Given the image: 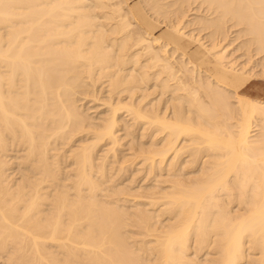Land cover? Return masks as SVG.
I'll list each match as a JSON object with an SVG mask.
<instances>
[{"label":"bare ground","instance_id":"obj_1","mask_svg":"<svg viewBox=\"0 0 264 264\" xmlns=\"http://www.w3.org/2000/svg\"><path fill=\"white\" fill-rule=\"evenodd\" d=\"M163 1L0 0V264H264V97L246 91L264 79V0H176L169 22ZM190 1L216 14L195 23L209 44L183 31ZM140 9L204 53L156 35ZM228 21L260 63H239L223 44ZM100 81L104 102L88 94ZM85 93L106 106L98 124L79 103ZM122 93L129 100L115 101ZM124 111L127 136L148 132L141 161L156 181L134 192L109 185L110 162L131 160L117 155ZM79 134L90 140L68 150L65 182L56 146ZM12 147L24 151L19 181Z\"/></svg>","mask_w":264,"mask_h":264},{"label":"rangeland","instance_id":"obj_2","mask_svg":"<svg viewBox=\"0 0 264 264\" xmlns=\"http://www.w3.org/2000/svg\"><path fill=\"white\" fill-rule=\"evenodd\" d=\"M137 1H139V0H131V5H133L134 3H136ZM162 1V0H161ZM169 1V2H168ZM176 0H164L163 1V3H167V4H165V6H166V8L167 9H169V10H167V11H169L167 14H166V16H163V17H161V19H163L164 18V20H167V22H169V21H171V18H172V20L173 21H176V14L175 13H173V10L178 6L177 4H174V2H175ZM193 1H190V2H186L187 3V7H188V10L190 9L191 10V12L192 13H190L189 11V16H188V18H187V20H186V23L184 24V28H183V31H187V34L188 33H190L192 30H193V32H191V33H194V34H197V35H199V30H200V35L201 36H203L204 37V41H206L207 43L206 44H209V43H211V40H210V37H209V32L208 31H210L209 29H207L206 31L205 30H201L200 29V25L198 26V24H195L196 22H198V20L200 19V18H203V19H207V17H209V19H211V18H213V16L215 17V15L216 14H214V13H212V11H209V9L206 7V6H204V9H205V13H204V11H203V8H201V7H199L200 5L197 3V2H194V6L197 8H194V6H193V3H192ZM186 3H184L183 4V9L184 10H186L187 9V7L185 8V4ZM190 3V4H189ZM169 4H173V6L171 5L170 7H167ZM192 4V5H191ZM191 6L193 7L192 9H191ZM199 7V9L201 10V14H200V12H198L199 11V9H198V7ZM203 7V6H202ZM171 8H172V10H171ZM195 9L197 10V12H195ZM141 10V13H142V17H143V20L140 18V15H139V18H140V20L142 21V23L144 24V23H148V15H146L145 13H144V11L142 10V9H140ZM172 11V14H171V11ZM194 11V12H193ZM208 11V12H207ZM212 13V16H211V14L210 13ZM194 13H196V14H194ZM199 14L201 15V16H199ZM170 15V16H169ZM172 15H174V17L172 16ZM193 15V16H192ZM207 17H206V16ZM146 16H147V18H146ZM199 16V17H198ZM165 17H167V18H165ZM174 18V19H173ZM190 18V19H189ZM197 18H198V20H197ZM146 19H147V21H146ZM189 20V21H188ZM193 20V22H191ZM134 21V20H133ZM229 22L230 23H232L231 21H228L227 22V25H228V27L230 26V24H229ZM188 24H189V26H188ZM145 25V24H144ZM191 25V26H190ZM193 25H194V27H193ZM156 26H158L155 30H154V33L156 34V35H158V34H160L161 32H163V31H165V30H168L169 28L167 27V25L166 24H162V23H159V22H156ZM191 27V28H190ZM193 27V28H192ZM199 27V28H198ZM232 27V26H231ZM231 27H229L228 29H229V35H228V37L231 35V33H230V31L232 30H230V28ZM240 26H238V28H239ZM195 28V29H194ZM236 28H237V26H236ZM235 27H234V30H232L231 32H232V36H230V38H228L227 37V39H228V41L227 42H225V41H223V44L224 45H226V43H227V46L228 47H230V46H232L231 48H229V51H230V49H232L230 52L231 53H233L234 54V56L238 59V61H239V63H244L243 61H247V60H250L251 61V63H252V61H253V59L255 58V61H253V63H255L256 62V58H257V63H260L261 61V58H262V53L264 54V52H262V53H258L256 50H255V48H254V46H250V47H246L245 46V41H243V40H245L246 38H247V36L244 34V32H242L241 33V28H240V30L238 29V31H237V29H236ZM194 30H195V32H194ZM236 31V32H235ZM206 32H207V34H208V36H206L207 34H206ZM235 32V33H234ZM241 33V34H240ZM179 33L177 32V34H175V33H173L172 31H168L167 32V36L170 38V36H176L177 37V39L178 40H180V38L179 37H182V36H180V35H178ZM245 36V38H244V36ZM179 36V37H178ZM236 36V37H235ZM239 36H242V38L241 37H239ZM205 37H206V40H205ZM232 37L234 38L233 40L234 41H231L232 40ZM209 38V39H208ZM237 38H239V40L237 39ZM184 39V38H183ZM226 39V40H227ZM209 40H210V42H209ZM232 42V44H231V42ZM225 42V43H224ZM230 44H229V43ZM244 42V43H243ZM237 43H239V45L237 44ZM241 43V44H240ZM241 45L243 46V47H241ZM234 47H236V48H238L237 50L239 51V52H237V50H236V48H234ZM191 50H193L194 48H198V50H199V52L197 53V56L195 57V59H197L201 54H203L204 53V49H202V45H201V47H200V44L198 43V42H196V43H194V45L192 44L191 45ZM251 48V49H250ZM253 48V49H252ZM235 50H236V52H237V54L239 55L238 57H237V54H235ZM241 50H242V52H241ZM252 51V53H250ZM257 52V53H256ZM190 53V52H189ZM191 55H195V52H194V50L190 53ZM248 54H249V56H248ZM253 54H255V55H253ZM245 55V56H244ZM260 55V56H259ZM252 56V58H249V57H251ZM256 56V57H255ZM258 56V57H257ZM246 60H245V59ZM263 58H264V56H263ZM262 58V61L264 60ZM243 59V60H242ZM242 61V62H241ZM264 62V61H263ZM260 67L258 66V69H259ZM104 81H100V83L98 84H96V88L94 87V88H92L93 86H91V87H89V88H91L92 89V91H90L89 90V92H88V94H91L92 95V92H94L93 90H95L96 92H97V96H99V99H101V100H99V101H105V99H108V97H109V95H110V88H109V84H108V82L107 81H105V83H103ZM151 82V84L149 85L148 84V87L150 86V88H147V90H145V92H147V93H151V94H153L152 95V97H150L151 96V94L149 95V99H154V97H156V95H159V89L158 88H155L154 86H153V84L152 83H154V81H150ZM261 82H263V83H261ZM252 83H254V84H252ZM107 84H108V86H107ZM251 84V85H250ZM257 84V85H256ZM152 85V86H151ZM250 85V86H249ZM249 86V87H248ZM248 86H247V88H246V91H247V93L248 94H250V95H252V96H255V97H258V98H262V97H264V79H260V80H253V81H251L249 84H248ZM98 87V88H97ZM101 87H103L102 89H101ZM88 88V89H89ZM152 88H155L154 90L152 89ZM87 89V90H88ZM98 89V90H97ZM151 89V90H150ZM105 90V91H104ZM150 90V91H149ZM100 93V94H99ZM155 93V94H154ZM142 94V92H139V95H137L138 97L140 96ZM86 95V93L85 94H83V95H80L79 96V98H81V100H80V102L79 103H82L81 104V107L83 106V108L84 109H87V110H85L84 112H87V116H89V118H88V121H92V123H95V124H98V122H100V120L102 119V117H104L107 113L106 112H108L107 111V109H106V106L103 104V102H99L98 100L96 101V100H94L92 97L93 96H89V95H87V97L85 96ZM122 95V96H121ZM127 95V94H126ZM124 93H122V94H120V95H117V94H115L114 95V99H115V101H118L120 98H122L124 101H128L129 100V97L128 96H126ZM82 96V97H81ZM84 96V97H83ZM124 97V98H123ZM158 98L160 97V95L159 96H157ZM157 97L155 98V99H157ZM165 97H167V96H165ZM85 98V99H84ZM90 98H92V99H90ZM127 98V99H126ZM83 99V100H82ZM87 99H89V100H87ZM140 98H138V100H139ZM149 99H147V100H149ZM262 99H264V98H262ZM85 100V101H84ZM147 100H146V102H147ZM94 101H96L95 103H94ZM93 102V103H92ZM91 104H92V106H91ZM100 104V105H99ZM99 105V106H98ZM98 106V107H97ZM99 107H102V108H99ZM97 108V109H96ZM84 109H82V110H84ZM94 109H95V112H94ZM126 113V114H125ZM89 114V115H88ZM120 115V118L122 119L121 120V125L123 126H120V128H119V130L120 129H122V130H120V131H118V134L120 135V137H121V141H120V144L121 143H123V146H122V144L121 145H119L120 147H118V149L119 150H117L118 151V153H117V155L118 154H120L119 155V158L121 157V161L122 160H127L128 158H131V160L129 161V159H128V161H125L126 163H127V166H126V164H125V162H121V164L120 165H125V169L123 170V169H121L120 170V168H119V164H117V163H113V162H110V164H109V166H108V168H109V170H108V172L110 173H108V176H110V178H111V183L109 182V185L111 186H117V187H119V188H132L131 189V191L132 192H134V191H138V190H141V188L143 189L144 187L145 188H148V186L147 185H149V187L151 188V187H153L154 186V184H156V181H155V177H154V175L152 174V173H150L149 172V168L147 169L148 170V172H147V170H146V166L144 165V164H142V161L141 160H143V158H142V156H141V154L143 153L142 151L143 150H148V149H150L149 147H150V138L148 139V132H146V131H143V129L142 128H140V125H139V130H138V128L136 127V129H135V127H134V129L132 130V128H131V130L132 131H134V132H136V133H134L133 135L134 136H136V137H133L132 135L130 136H127L128 135V133H127V130L124 128V125L125 124H127V122H128V124H129V122H131L132 120H130L129 118H130V116L128 115V113L127 112H122L121 114H119ZM124 115V116H123ZM128 115V116H127ZM100 116V117H99ZM91 117V118H90ZM95 117V118H94ZM98 117V118H97ZM125 117V118H124ZM99 119V120H98ZM93 120H94V122H93ZM96 120H98V121H96ZM128 120V121H127ZM125 121H127L126 123H125ZM89 122V123H90ZM141 130V131H140ZM124 131H126V132H124ZM138 132V133H137ZM144 132V133H143ZM145 134V135H144ZM83 136H84V138H83ZM83 136H81V134H79V136H77L76 137V139L75 140H72V142L69 144V143H67L66 145L65 144H62L61 142H59V143H61V145L58 143V145L56 146L57 148H59V149H57V150H59V151H57V154H59V153H63L64 152V154H62L61 156H60V161H61V169H62V174H61V178L65 181V182H68V180H66V175L68 174V170H69V173H71V170H72V164L70 165V163H71V158H70V153H71V150H72V148H75L76 146H78V144H80L81 142H83V141H86V139L88 140L89 138L88 137H90L89 136V134L88 135H86V134H83ZM123 136H124V138H123ZM142 137V138H141ZM143 137H144V139H143ZM127 138V139H126ZM139 138V139H138ZM148 139V140H146V139ZM78 139V140H77ZM77 140V141H76ZM90 140V139H89ZM123 140V141H122ZM76 141V142H75ZM124 141H125V143H124ZM147 141V142H146ZM131 143L133 144V146H134V148H133V146L131 145ZM71 144H73L72 146H71ZM125 144V145H124ZM74 145H75V147H74ZM137 145V146H136ZM67 146V147H66ZM131 146V147H130ZM147 146H148V149H147ZM60 147L62 148L63 147V149H60ZM101 147V146H100ZM107 146L105 145V147L104 146H102V148L101 149H99V151H98V154H97V156L98 157H100V154H103V150L106 148ZM125 147V148H124ZM137 147H138V149H137ZM66 148H67V150H66ZM20 149V148H19ZM71 149V150H70ZM136 149H137V151H136ZM14 148L12 147V149L11 150H9L8 151V153H6V155L7 156H5L6 157V159L8 160L9 158H10V160H9V162L11 163V168L9 169L10 170V173H12V171H14L12 174H11V178L12 179H16L17 178V180L19 181L20 180V178H21V173H22V171H23V169H24V166H22L21 167V165L19 164V162L20 161H22V159H20V157L22 156V154H24V151L23 150H18V148H16L14 151ZM62 150V151H61ZM70 151V153H68L69 151ZM135 152H134V151ZM12 151V152H11ZM20 151V152H19ZM66 151V152H65ZM103 151V152H102ZM137 152V153H136ZM56 153V152H55ZM67 153V154H66ZM129 153V154H128ZM124 154V155H123ZM139 155L138 156V158L140 159H137V156L136 155ZM60 155V154H59ZM19 158H18V157ZM62 156H64L63 157V159H61L62 158ZM13 157H14V159H13ZM16 157V158H15ZM55 157H58V156H54L53 158H55ZM65 157H66V160H64L65 159ZM125 157V158H124ZM135 158V161H136V159H137V161L138 162H133L132 164L133 165H131V164H129V162H132L133 160H132V158ZM15 160V161H14ZM66 161V162H65ZM68 162H69V164H68ZM117 164V166L115 167V165ZM136 164V166H134ZM65 165V166H64ZM112 165H114V167H112ZM128 165H129V167H128ZM144 167H143V166ZM14 168H13V167ZM17 166V168L15 169V167ZM138 166H139V170H138ZM142 167V169H140L141 167ZM63 167H64V169H63ZM13 168V169H12ZM19 168L21 169V171L19 170ZM112 170H111V169ZM113 168H115V169H113ZM126 168H127V171H126ZM145 168V169H144ZM19 170V171H18ZM64 170H65V172H64ZM117 170V171H116ZM137 170H138V172H137ZM111 171V172H110ZM135 171V172H134ZM123 172H125V173H123ZM140 172H142V173H140ZM132 173V174H131ZM136 173H138V175H136ZM140 173V174H139ZM19 174V175H18ZM148 174L149 175H151L153 178H151L150 176H148ZM17 175V176H16ZM119 175H121V176H119ZM127 175L129 176V177H127ZM15 176V177H14ZM136 176V177H135ZM142 176H143V178H142ZM115 177V178H114ZM149 177L151 178L150 180H149ZM117 178V179H116ZM124 178V179H123ZM146 179V181H145V179ZM113 179L114 180H116V182L114 181L113 182ZM130 179V180H129ZM153 179H154V181H153ZM160 179H162V178H160ZM17 180H14V181H17ZM127 180H128V182H127ZM134 180H135V182H134ZM126 181V182H125ZM119 182V183H118ZM143 183H144V186H143ZM124 184V185H123ZM130 186H129V185ZM137 184V185H136ZM143 187H142V186ZM161 185H163V184H161ZM165 185V184H164ZM137 187V188H136ZM106 188V187H105ZM106 191V190H105ZM131 197V198H130ZM134 198L132 197V196H129L128 197V200H130L129 202H127V205H126V202H123L122 204L124 205V207L125 208H127L128 207V205H131V206H129L127 209L128 210H133L134 209V207H133V203L135 204V202H137V201H135V200H133ZM129 203V204H128ZM127 206V207H126ZM130 235H131V233H129ZM137 234H135L133 237H136V238H138L137 236H136ZM140 238V237H139ZM203 257L204 256H202L201 258L203 259ZM2 261V259H0V263H2L1 262Z\"/></svg>","mask_w":264,"mask_h":264},{"label":"crops","instance_id":"obj_3","mask_svg":"<svg viewBox=\"0 0 264 264\" xmlns=\"http://www.w3.org/2000/svg\"><path fill=\"white\" fill-rule=\"evenodd\" d=\"M146 18H147V16H146ZM149 21H148V23H144L145 25H151V30H152V32H154V30L158 27V26H156V23H154L152 20H150V18L148 17L147 18ZM147 19H146V21H147ZM143 20V19H142ZM169 30H165V31H163V32H161L160 34H158V35H161L162 37H164L166 40H169V41H171L172 43H174V44H177V45H179V46H181V47H183L187 52L189 51V52H192L191 51V48H190V46H188L185 42H184V39H183V37H179L180 38V40H178L177 42H175V41H173V40H171L168 36H167V32H168ZM261 83H263V82H261ZM252 84H254V83H252ZM251 85V84H250ZM249 85V86H250ZM257 85V84H256ZM248 86V87H249Z\"/></svg>","mask_w":264,"mask_h":264}]
</instances>
